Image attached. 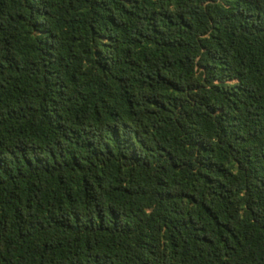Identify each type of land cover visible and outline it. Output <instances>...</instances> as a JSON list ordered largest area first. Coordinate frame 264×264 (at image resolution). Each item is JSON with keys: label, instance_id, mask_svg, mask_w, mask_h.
<instances>
[{"label": "trees", "instance_id": "1", "mask_svg": "<svg viewBox=\"0 0 264 264\" xmlns=\"http://www.w3.org/2000/svg\"><path fill=\"white\" fill-rule=\"evenodd\" d=\"M0 264H264V0H0Z\"/></svg>", "mask_w": 264, "mask_h": 264}]
</instances>
